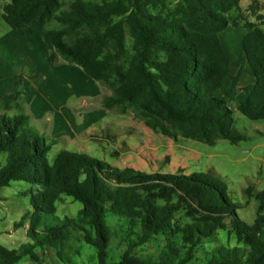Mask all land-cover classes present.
<instances>
[{
	"label": "trees",
	"instance_id": "obj_1",
	"mask_svg": "<svg viewBox=\"0 0 264 264\" xmlns=\"http://www.w3.org/2000/svg\"><path fill=\"white\" fill-rule=\"evenodd\" d=\"M167 2L12 0L3 11L11 29L109 88L103 108L131 110L146 127L170 138L208 145L245 139L234 112L264 120V15L254 14L257 1L244 9L240 0H178L172 8ZM229 26L245 30L241 46L254 75L235 110L227 104L233 76L219 37ZM25 96L18 81L0 99V189L11 181L39 189L30 199L34 212L14 223L26 225L29 241L12 249L0 244V264L22 257L41 261L37 250H56L62 258L71 231L95 249L97 264H106L111 235L122 247L113 264H264V189L244 188L256 203L247 224L225 184L208 173L119 168L66 149L49 163L52 142L29 128ZM62 195L81 208L41 228L39 213L53 214ZM108 213L120 221L113 230ZM149 246L154 251L145 254Z\"/></svg>",
	"mask_w": 264,
	"mask_h": 264
},
{
	"label": "rangeland",
	"instance_id": "obj_2",
	"mask_svg": "<svg viewBox=\"0 0 264 264\" xmlns=\"http://www.w3.org/2000/svg\"><path fill=\"white\" fill-rule=\"evenodd\" d=\"M11 1L0 0V99L14 89L16 84L14 81H19L26 91L23 99L26 112L29 113V108H32L35 113L38 110V112L44 111L42 103V101L46 102L43 97L44 90L39 86L46 81L45 90L50 91L51 94L53 92L67 93L66 85L60 84L61 80H67V72L53 69L56 65L68 66L69 87L71 90L74 88L75 95H72L66 103L68 113L60 116H74L71 121L69 120L72 124L74 121L80 123L83 118L91 120V124L84 129V132H79L76 128L75 134L72 129L59 134L57 130L51 128V122L45 119L56 112L53 103L46 102L52 106V110L47 109L44 113L37 114L38 118L34 120L36 127L31 120L29 128L52 142L47 154L49 163L53 161L59 150L66 149L78 155L92 156L119 168L132 167L146 172L161 173L178 171H182L183 174L208 173L222 181L226 187L227 197L241 206L237 209L241 220L247 224L252 223L256 203L253 199L248 200L245 197L244 188L253 186L258 190L264 189V120H250L235 111L236 129L246 136L235 144L227 140H218L208 145L187 138H170L153 132L131 110L120 113L114 109L103 108L102 98L110 94L109 88L87 80L77 66L63 62L54 52L45 51L37 39L28 38L20 31L11 29L8 16L3 11L4 5ZM177 1L168 0L167 4L172 8ZM251 1L241 0V3L250 4ZM256 1L254 14L257 11L256 13L264 15V0ZM260 26L264 29V24ZM233 31L239 34L238 36L242 32L241 29L235 30L229 26L223 34ZM222 36L221 34L219 37L223 38ZM239 42L240 40L238 44ZM127 43L129 44L128 39ZM36 67H40V70ZM41 69L42 73L48 76L45 80L41 78ZM36 97L41 100L43 108L30 104ZM0 111H2L1 108ZM38 189L37 185L25 181H11L8 186L0 189L1 245L12 249L29 241L26 237V225L16 228L14 223L24 213L34 212L30 199L32 193L36 194ZM80 208V202L62 195V199L56 203L53 214L39 213L41 228L45 225H55L65 216L74 217ZM105 219L112 230L120 224L119 218L113 214L108 213ZM76 235L74 231L69 233L68 241L62 249V258L57 256L56 250L44 252L37 250L41 261L22 257L15 264H97L95 249L77 239ZM219 238L225 241L226 235L223 231H219ZM230 243L234 241L231 240ZM153 251L154 249L149 246L145 254H151ZM121 252L122 247L118 245V239L111 235L107 247L106 264H113L118 260Z\"/></svg>",
	"mask_w": 264,
	"mask_h": 264
},
{
	"label": "crops",
	"instance_id": "obj_3",
	"mask_svg": "<svg viewBox=\"0 0 264 264\" xmlns=\"http://www.w3.org/2000/svg\"><path fill=\"white\" fill-rule=\"evenodd\" d=\"M249 3L246 4H242L241 0H240V6L244 9L247 7ZM235 30H242L241 35L238 36L239 34L233 32H229L227 34H223L224 32H221L219 34V36H221V34L223 35V38H220L222 46L228 56L229 59V65H230V69L232 72V85H231V91L227 97V104L229 105V107H231V109L235 110V107L237 106V104L239 103V101L242 99L243 97V91L242 88L244 85H246L249 82H252L254 80V75L253 72L250 68V66L248 65L242 46H241V41H242V37L245 33V30L243 28H234ZM236 37H238V39H236ZM236 40V43H234ZM238 40H240L239 44H238ZM39 43V42H38ZM239 46L241 48H239ZM45 53V52H44ZM46 55V54H45ZM238 55V56H237ZM36 68H40V67H36ZM40 70V69H39ZM53 70H57L59 72H64L66 73L67 76V80H61L60 84L62 85H66V88L68 89L67 93L64 94H55V92H53L52 94L50 93V91H46V87L47 86V82L43 81L42 82V86H39L38 84H36V86L41 87L44 90L43 93V97L45 99L46 102L49 103H53L54 105V109H56L53 113V116L49 117L47 116L45 119L49 122H51V128L54 130H57V132L59 134L66 132L67 130L72 129L73 134H75L74 129H78L77 131L79 132H84L85 128H87V126H89L91 124V120H87L86 118H83L82 121L80 123H76L74 121V123L72 124L70 121L72 120L71 118H74V116H60L63 115L64 113H68V108L66 107V103L68 102L69 98L72 95H75V91L74 88L71 90L69 87V77H70V69L68 66H60L58 67V65H56L54 67ZM42 69H41V78L43 80H45L46 78H48L47 75H45L46 73H42ZM46 72V71H44ZM56 74V73H55ZM32 76V75H31ZM47 76V77H46ZM65 76V74H64ZM17 81H14V84ZM25 85V83H23ZM72 84H74V82H72ZM36 86H34L36 88ZM13 89V87H12ZM32 99V98H31ZM35 101L32 103L31 101V105H35L37 107H41V100L36 98ZM44 101H42L43 106L41 108L44 109V111H47V109L52 110V106L49 105V103H46ZM46 107V108H45ZM39 111V110H38ZM36 111V113L34 112V110L32 108H29V114H31L32 116V122L34 124V120H36L38 118V116H36L39 113H44V111H40L38 112ZM40 117V116H39ZM70 117V119H68ZM70 120V121H69ZM36 127V124H34Z\"/></svg>",
	"mask_w": 264,
	"mask_h": 264
}]
</instances>
